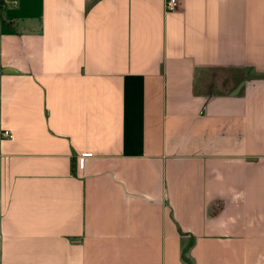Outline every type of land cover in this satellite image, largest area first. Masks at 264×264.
I'll return each instance as SVG.
<instances>
[{
    "label": "crops",
    "instance_id": "crops-1",
    "mask_svg": "<svg viewBox=\"0 0 264 264\" xmlns=\"http://www.w3.org/2000/svg\"><path fill=\"white\" fill-rule=\"evenodd\" d=\"M165 3L0 0V264H264V0Z\"/></svg>",
    "mask_w": 264,
    "mask_h": 264
},
{
    "label": "built area",
    "instance_id": "built-area-1",
    "mask_svg": "<svg viewBox=\"0 0 264 264\" xmlns=\"http://www.w3.org/2000/svg\"><path fill=\"white\" fill-rule=\"evenodd\" d=\"M180 0H166L165 6L167 10H174L179 6ZM1 136L12 137L13 134L9 129L1 130Z\"/></svg>",
    "mask_w": 264,
    "mask_h": 264
}]
</instances>
